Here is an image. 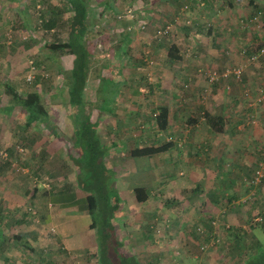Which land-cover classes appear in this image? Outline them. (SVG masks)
I'll return each mask as SVG.
<instances>
[{
	"label": "rangeland",
	"instance_id": "1",
	"mask_svg": "<svg viewBox=\"0 0 264 264\" xmlns=\"http://www.w3.org/2000/svg\"><path fill=\"white\" fill-rule=\"evenodd\" d=\"M254 1L257 2L253 4ZM227 2L222 0L223 5ZM62 3V0H0V231L4 238L0 244V264H98L89 250H84L81 254L68 253L61 242L60 231L63 227L64 232L69 233L68 240H76V234L72 238L71 229L72 222L76 225L80 223L79 216L69 211L67 214H55L49 205L57 192H63V195H68L71 191L79 193L78 195L81 193L73 161V157L79 156V148L77 139L73 136L64 74L71 67L72 56L51 57L44 48L46 42L67 38L65 23L70 13L61 11ZM230 3L234 6L231 10H218L221 17L218 18L219 25L216 28L212 27L213 21L209 16L190 19L189 16L180 14L182 16L175 18L173 15L179 13L181 8L183 10V6L178 8L170 0H89L87 3L90 13L86 39L93 56L85 98L92 108L101 99L104 106L111 104L112 86L107 91H100L102 82L98 81V75L117 86L118 93L114 94L116 101L111 105L112 111L106 110L105 113L98 114L94 108L91 121L96 120L97 132L103 143L116 142L114 145L108 144L113 151L106 162L107 166L115 169L114 187L120 197L121 193L126 197L131 194L127 191L120 193L122 188L131 190L143 185L150 189V197L156 202L174 200V193L184 196L185 190L193 188L195 181L202 188L206 184L217 185L220 191L225 189L224 192L228 194L234 192L232 185L225 188L221 181L219 147L216 149L211 143H203L199 148L195 145V150L191 151L193 146L187 145L188 133V137L205 136L206 141L212 138L211 141L215 142H219L220 136L224 135L220 123L217 125L219 130L208 128L205 124L209 122L207 116L209 118L212 114H219L228 124L238 120L243 126L240 130L244 133L228 132V137H242L243 141L250 142L249 146H235L236 151L228 149L226 152L243 160L241 166L244 165L245 169L233 176L232 183L243 190L244 195L238 201H231L241 204L244 212L236 211V216H247L248 224L243 227L219 218L217 234V231L214 232L217 224L215 219L216 224L213 225V231H210L214 238H219V242L211 247L218 246L213 249L218 256L205 255L206 249L201 251L200 244L194 261L184 264H241L247 257L245 252L237 253V248H234L236 243L242 244V238H246L252 229L258 236L264 235V167L263 177L258 184L251 182L253 178L249 180L256 165L264 160V142L258 139V143H255L256 138H253L255 134L258 136L260 132H264V104L248 106L252 100L244 97L242 89V85H246L252 92L264 82V56L256 61L249 59L250 54L264 41V32L252 20L258 10L264 8V0H231ZM130 6L135 10V22L125 15ZM195 6L197 7L196 4ZM52 8L60 13L57 20L59 22L51 29L41 22V18L50 19ZM143 19L146 22L144 31L131 29L137 21ZM166 24L171 26L169 32L156 38L154 31ZM123 32L131 39L127 44L119 43ZM195 44L201 48L196 53L197 65L193 72H187L193 81L185 80L180 78L178 72L181 70L179 73H186L182 65ZM169 48L178 59L168 58ZM32 60L37 66L34 71H30L28 67ZM237 67L242 72V84L230 75L231 70ZM29 75L34 77L33 84L40 93L50 126H54L53 131L46 127V122H34L26 127V110L14 102L10 91L5 87L6 83L17 93L24 95L30 87L26 80ZM129 76L131 77L128 78ZM195 86L201 88L200 99L191 98L195 105H199L202 100L206 104L208 101L206 108H197L196 111L187 113L186 108L178 106L176 116H170L173 128L169 125V130H158L154 119L157 103L175 100L176 98L167 95L170 91L188 99V91ZM183 92L188 96L183 97ZM181 100L185 102L184 99ZM191 114L195 116L193 118L196 122L192 129L186 131L185 124L187 119L192 118ZM249 115H253L254 124L246 123ZM221 123H224L223 120ZM17 146L23 148L21 153L15 151ZM170 146L176 149L177 154L179 148L183 152L186 150L188 153L185 152L184 155L187 160H191V167L183 162H169L166 149ZM138 150H150L152 158L148 154L140 155L143 157L133 156ZM184 155L181 154L183 160ZM132 158L138 161L132 162ZM224 161L223 168L232 170L234 161L229 158ZM125 163H130V167L132 164H140V170H131L124 166ZM191 169L197 170L195 177L186 175V172L191 173ZM180 170L183 173H179ZM169 193L172 194L171 197ZM72 199L66 197L64 201L70 203ZM134 200L135 198H131V201ZM122 202L120 208L114 211L113 219L118 238L121 237V228L126 229L135 219L133 211L126 210ZM28 207L35 211L34 215L27 212ZM205 212L211 213V210ZM69 217L75 219L70 221ZM82 223L81 227L75 226V230L81 231L80 237L84 239L86 232L82 229L84 222ZM202 227L205 232L208 231L205 226ZM202 227H195L198 235L204 233ZM99 231L100 227L97 225L92 228L91 233L95 236L98 250L103 241ZM139 254L140 264H155L153 256L142 252Z\"/></svg>",
	"mask_w": 264,
	"mask_h": 264
},
{
	"label": "crops",
	"instance_id": "2",
	"mask_svg": "<svg viewBox=\"0 0 264 264\" xmlns=\"http://www.w3.org/2000/svg\"><path fill=\"white\" fill-rule=\"evenodd\" d=\"M157 1H161V0H157ZM170 1H173L174 4H177L176 7L178 8L181 5L183 6V10L181 8L179 13H176L173 15L175 16V18H179V16H182V15L189 16L190 19L191 18L195 19L198 16L199 17L209 16L208 18H211V20L213 21L212 27H215V28L219 25L218 18L221 17V15H219L218 10L222 8H229V10H231V7L232 8L234 7L232 6L233 4L230 3L231 0H227L228 2L225 5L222 4V0H183L182 2L181 0H170ZM256 2L254 1L253 4H255ZM212 3L214 7H212ZM195 4L197 5V7L195 6ZM185 6L186 8H184ZM212 10H215L216 12L213 13ZM142 11H145V10L143 9ZM89 13H90V10L88 8V17H89ZM144 18H146V16ZM177 24L179 25V23ZM208 25H211V23L208 22ZM180 29L181 28H179V30ZM125 32H128V31H125ZM185 33H186V28H185ZM199 50H201V48L199 45H196V44L193 46L192 49L189 50L190 53L189 54L187 53L189 56V59H187L188 57L187 56L185 57L184 62L182 61L184 64L181 63L183 64L182 67H184V71L186 73L182 72L181 74L179 73L181 72L180 70L178 72V74L181 75L180 78H183L185 80H192L191 76L187 72H193L195 70V67L197 65L195 63L197 59L196 53L199 52ZM132 64L135 65L134 62ZM130 77L131 76H129L128 78ZM122 81L124 82V80ZM196 81H197L196 85H198L199 83L198 78L196 79ZM183 93L185 94V95L182 94L183 97H186L189 95L188 96L189 98L188 99L181 98L179 97L181 96V94L180 95L178 93L175 94V93H172V91H170V93L167 95L174 99L176 98L175 100L172 99L164 103H160V102L157 103V106H156L157 111L161 106H166L168 109L167 130H169V125L170 127L173 128V125L170 124V116L171 118L176 116L175 113H177L176 109L178 106H182L186 108V110H188L186 112L188 113L190 111L191 112L196 111L197 108L199 109L206 108L205 105L209 104L208 101L206 104L204 100L202 101L200 100L201 102L199 103V105H195V101L192 98L194 99L199 98L200 93H201V88H199L198 86L191 87L190 90L188 91V95L185 92ZM181 99H184L185 102H183ZM187 100L189 101L187 102ZM182 103H184V105ZM179 111H181V109H179ZM184 114L187 115L185 112ZM193 117L195 116L192 115V118L187 119L186 124H185L186 131L189 130V128L192 129L193 123L196 122V120ZM208 121H209L208 123L205 122L208 128L219 130V127H217V125H219V114H212L210 116V120ZM223 122L224 123H220V125L222 126L221 132L224 135L220 136L219 142L211 141L212 138H210L209 141H206L207 138L205 136L194 137L193 135H191L190 137H188L189 135L188 133L186 136V138H188L187 145L193 146V149L191 151L195 150L194 148L196 147L199 148L201 145L208 144V143H211L213 146L216 147V149H218L219 147V173H221V179H222L221 181H223L225 188L231 187L232 185L233 187L232 189L234 190V192H232L231 194H228L227 192H224L225 189H221L220 191L219 186L217 185L206 186L207 185L206 184L205 186L203 185L204 187L202 188L200 185L199 186L197 185L200 183L195 181V184H193V188H191L190 190H185L184 196H181L180 194L177 195L174 193V196H175L174 200L168 199L162 202L161 201L156 202L155 200H152V198L150 197L151 195L150 189H147L145 187V191L147 192V195H148L147 199L145 201L139 202L135 198L133 189L131 190L126 189V188L125 189L122 188L121 190L119 189L120 193L122 191H127L131 193L130 195L127 194V197L124 195V193L123 194L121 193V197L123 201L122 204L126 208L123 206L122 207L131 212L133 211V213L135 214V219L132 220V224L126 229L121 228L122 229L121 235H120L121 239L118 238L119 239L118 243H120L119 250H121L127 255H133L137 259L139 258V256H141V254L139 253L141 252L143 254L147 253L148 255L154 257L153 260L155 264H174L175 262L180 263L181 261L184 264V263H188L189 261L190 262L194 261L193 258L197 257V254H198L197 252L199 249L198 246L200 244L201 245L205 243H206L205 245L208 244L207 247L209 248H206V251L204 252L205 255L218 256L216 253L213 252L214 251L213 249H215L218 246L211 247L213 245H216V243L219 242V238H214L212 236L213 225L216 224L215 219L217 221V224L216 226H214L215 228L214 232L217 231V234H219V218L222 219L223 221L230 220V221H233L232 223H235L236 225L239 224V225H242L243 227H246L249 221L246 214H245L246 216L245 218L243 217L241 218L240 217L241 215L236 216V213H235L236 211L237 212L239 210L242 211L243 209L240 206L241 204L237 201H238V198L240 199L244 195V191L239 188H236L235 185L232 183L233 181L232 178H234L233 176H236L237 172L242 173L245 167L244 165L241 166V163L243 160L239 159L238 156H234V154L233 155L227 154L226 152L228 151V149H235L236 151L237 147L235 146H241V145L249 146L250 142L248 140L243 141L242 137L241 138L237 136L228 137V132L229 133L233 132L234 134L240 132L241 135L242 133H244V132H241L240 130V129H243V126H241V123L240 124L238 123V120H235L234 122H231L228 124L225 122V119L223 118ZM255 132L256 131L254 130L253 133L255 134ZM235 138H238V139L235 142L231 143V141H233ZM253 138H256L255 143H258V139L260 142H264V132L263 131L260 132L258 136L257 134H255V137L253 136ZM202 139H205V140H202ZM101 143L106 147V150H107V153L104 156V161H105L104 163L107 166V162H106L108 161L107 158L109 157V155H111L113 151L112 148L110 149V147H108V144L114 145L116 142L114 143L109 142L105 144L101 140ZM184 143H185V140H184ZM178 145L179 144L177 143V146ZM258 149L259 151H261L260 146L258 147ZM166 150L169 153V158H168L169 162L171 163L176 162L178 164L183 162L186 165H189L191 167L192 163H189L191 160H187V158L184 155L186 150L183 152L182 149L180 148L177 149L179 154H177V152H175L176 149L174 150L171 146L167 148ZM181 154L184 155V160ZM231 155L232 157H229ZM140 157H143V156H140ZM149 157L152 158V156L150 155ZM228 158L229 160L232 159L234 161V166L232 170L223 168V163L225 162L224 160L226 159L227 161ZM134 161L136 162L138 160L136 158H132V162ZM124 166L130 167V163H125ZM140 166H141L140 164H136V165L132 164L130 168L131 170H133V168H136V170L139 171ZM107 167L111 171L114 172L115 169L112 168V166L109 165ZM180 172L183 173L182 170H180L179 173ZM196 174H197V170H193V169H191V173L186 172V175H190L191 177H195ZM219 185H220V182H219ZM140 187H143V185ZM82 192L83 191H81L80 195H78L79 193H76L74 191L73 192L71 191L68 195H63V192H57V194H55L51 198L52 200L49 203V205L52 206L51 207L52 211H54L55 214L56 213L58 215L67 214L66 212L69 211L72 213H76L79 216L78 219L80 223H82V221L84 222V226L82 227L83 231L86 232L84 239L80 237L81 231L77 232V230H75L76 229L75 226L77 225L80 226V223L76 225V224H73L72 222V225H73L71 229L72 238H73V234H76V240H72V241L68 240L69 233H65L64 232L65 229H63L62 227L60 231L61 236H62L61 242L63 243L64 247L68 250V253L73 252V254H76V253L81 254V253H84V250H89V252L91 253L90 255L93 254L94 256L93 258H96L97 260L98 249H97V245L95 242V236L94 234L93 236L91 235V233H93L92 228L90 227L91 218L88 215L87 210H86L87 206H86V201H85V194L83 192V195H82ZM169 195H170L169 197H171L172 194L169 193ZM66 197H71L73 199L70 201V203L65 202L64 199ZM131 198H135V200L131 201ZM231 199H236L237 201L233 203ZM119 208H120V204H119ZM206 210H211V213L205 212ZM68 219L72 221L75 218L69 217ZM196 226H201V227L205 226L208 231L210 230L212 231H210L209 233H207L208 231L206 232L204 231L202 235H198L195 231ZM251 231L252 232H249V235L246 238L245 237L242 238L243 239L242 244L238 245L236 242H233V243H236L237 245L234 247L235 249L237 248V253L242 254L241 252H245L246 257H248L254 252V247H256V245L264 243L263 242L264 235L258 236L256 232L254 231V229H252ZM133 243H134V246H133ZM81 248H83V250H79ZM244 260H242V262ZM140 261L141 260H138L139 264L141 263Z\"/></svg>",
	"mask_w": 264,
	"mask_h": 264
},
{
	"label": "trees",
	"instance_id": "3",
	"mask_svg": "<svg viewBox=\"0 0 264 264\" xmlns=\"http://www.w3.org/2000/svg\"><path fill=\"white\" fill-rule=\"evenodd\" d=\"M89 0H62V12H69L70 16L66 21L67 38L66 40H52L44 44V48L48 51L51 57L72 56L71 67L65 71L66 94L67 101L71 108L70 119L73 127V136L77 139L79 148V156L74 158L75 167L77 169L76 182L81 191L85 194L86 210L91 218V228L97 225L100 227L99 234L103 236V241L100 242L97 254L98 264H139L138 259L133 255H127L119 250L118 236L116 235V224L114 211L119 208L122 198L118 194V190L114 187V172L111 171L104 161V156L107 153L106 147L101 143V139L97 132L96 121H91V112L93 108L90 102L85 98V90L87 80L91 74V63L93 51L89 48L86 35L89 31L88 19V3ZM59 10L52 8L50 19L41 18V22L47 28H54L59 21ZM259 11V10H258ZM58 18V19H57ZM130 38L126 33H123L120 42L129 43ZM173 49V48H172ZM256 51V50H255ZM124 55V52H121ZM126 55V54H125ZM124 55V56H125ZM124 58V57H123ZM168 58L170 60L178 59L172 54L171 48L168 50ZM36 62L29 61L28 67L30 71H34L37 67ZM34 77L26 79L30 84L29 89L24 95H20L5 83L6 89L10 91L11 98L18 105L23 107L27 116L25 117L24 125L26 127L32 123L46 122V127L54 130V126H50L51 122L44 105L41 102L40 93L34 86ZM101 86L100 91H107L112 86L111 93L117 94L118 89L116 84L109 82L102 76H97ZM241 83V82H240ZM103 91V92H104ZM110 95V105L102 104L101 99L99 104L93 106L97 113H102L104 110L112 111L111 105L115 103V95ZM99 106V107H98ZM158 109V108H157ZM155 122L158 130H165L168 125V109L166 106H161L156 112ZM210 120V117L207 120ZM223 119L219 117V123ZM158 147V146H157ZM150 148V147H149ZM151 149H153L151 147ZM15 151L17 149L15 148ZM143 152L138 150L133 153V156L152 155L150 150ZM155 151V150H154ZM21 153V152H18ZM135 198L142 202L147 199V192L144 187L136 186L133 188ZM98 232V231H97ZM4 238L0 231V244ZM242 264H264V243L256 245L254 252L247 257Z\"/></svg>",
	"mask_w": 264,
	"mask_h": 264
},
{
	"label": "built area",
	"instance_id": "4",
	"mask_svg": "<svg viewBox=\"0 0 264 264\" xmlns=\"http://www.w3.org/2000/svg\"><path fill=\"white\" fill-rule=\"evenodd\" d=\"M186 8V6L184 7ZM125 15L127 17H129L133 22H135L136 19H134L136 17L135 14V10L133 7H128L125 11ZM120 17V16H118ZM252 20H255L257 27H259L260 29H262V31L264 32V8L260 9L255 16L252 18ZM135 26H132L131 29H140L141 31H144V29L146 28V22L145 20H139L135 23ZM171 26L170 24H166L164 26L158 27L155 31H154V35L156 38H160L164 35H166L169 30H170ZM130 29V27H129ZM261 56H264V41L260 44V46L258 47V49L254 52L251 53L249 56L250 61H256L258 58H260ZM241 69L240 68H234L233 70H231V74L235 79H237V81L241 82ZM31 76L29 75L27 79H30ZM212 79H214L212 77ZM243 95L244 97L252 100L251 102L248 103V106L250 107H256L258 104H264V82L259 84L257 86V88L255 90H253L251 92V90L246 87V85H243ZM254 95V97H253ZM246 123L248 125L250 124H254L255 123V119L253 118V115H249L247 116L246 119ZM18 152H22L23 148H19V146L16 147ZM263 167H264V160L260 161L257 165H256V169L254 170L253 174L251 175V178L249 180H251L253 178V180L251 182L258 184L261 181V178L263 177ZM20 169V168H19ZM27 212L31 215L35 214V211L32 210L30 207L27 208ZM202 230V229H201ZM204 231V230H203ZM207 248V245L202 244L200 246V250L204 251Z\"/></svg>",
	"mask_w": 264,
	"mask_h": 264
}]
</instances>
